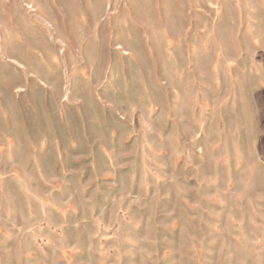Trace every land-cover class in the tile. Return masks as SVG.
I'll return each instance as SVG.
<instances>
[{
  "label": "rangeland",
  "instance_id": "obj_1",
  "mask_svg": "<svg viewBox=\"0 0 264 264\" xmlns=\"http://www.w3.org/2000/svg\"><path fill=\"white\" fill-rule=\"evenodd\" d=\"M0 264H264V0H0Z\"/></svg>",
  "mask_w": 264,
  "mask_h": 264
}]
</instances>
